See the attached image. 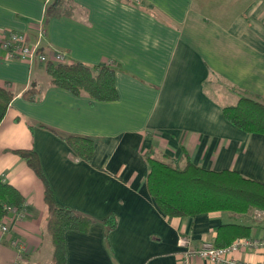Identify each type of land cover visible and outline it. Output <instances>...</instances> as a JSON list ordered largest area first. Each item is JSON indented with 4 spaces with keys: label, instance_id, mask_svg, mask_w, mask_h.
I'll use <instances>...</instances> for the list:
<instances>
[{
    "label": "crops",
    "instance_id": "1",
    "mask_svg": "<svg viewBox=\"0 0 264 264\" xmlns=\"http://www.w3.org/2000/svg\"><path fill=\"white\" fill-rule=\"evenodd\" d=\"M11 31L39 39L47 61L61 53L63 62L110 66L116 97L75 94L51 82L45 62L0 46V86L13 92L0 122V176L25 199L20 213L1 219L9 228L0 230V264H53L44 184L14 152L23 148L38 155L56 200L90 220L84 231L65 232L64 264H181L224 223L250 226L241 238L264 236L258 209L164 214L147 190L145 160L189 158L264 184V134L222 113L241 95L264 102V0H51L45 8L43 0H0V38ZM31 85L34 97L24 94ZM68 134L92 139L88 161L65 142ZM231 255L264 262V246Z\"/></svg>",
    "mask_w": 264,
    "mask_h": 264
},
{
    "label": "trees",
    "instance_id": "2",
    "mask_svg": "<svg viewBox=\"0 0 264 264\" xmlns=\"http://www.w3.org/2000/svg\"><path fill=\"white\" fill-rule=\"evenodd\" d=\"M45 68L55 85L67 88L78 94L88 93L97 100H111L116 97L114 70L108 65L90 67L81 61H46ZM24 94L34 97V86H29ZM13 92L0 86V122L6 114ZM223 116L232 124L247 131L264 134V102L248 95H241L235 105L225 106ZM65 142L82 159L89 160L93 141L91 138L68 134ZM26 163L37 173L44 184L46 204V229L50 234L54 253L53 264H64L67 230L84 231L89 218L59 203L40 166L39 158L33 149H15ZM149 170L146 187L158 208L169 216H194L211 211H229L239 214L258 209L264 213V184L243 176L234 170H210L193 163L189 158L183 165L177 161H165L149 155L145 158ZM24 197L11 183L0 176V219L7 216L9 208L20 212ZM112 217L104 219L110 228ZM250 226L238 223H224L217 228L214 239L216 246H226L237 238L250 235Z\"/></svg>",
    "mask_w": 264,
    "mask_h": 264
},
{
    "label": "built area",
    "instance_id": "3",
    "mask_svg": "<svg viewBox=\"0 0 264 264\" xmlns=\"http://www.w3.org/2000/svg\"><path fill=\"white\" fill-rule=\"evenodd\" d=\"M50 1L51 0H43L44 8ZM42 31L43 29L41 26H39L38 34L41 35ZM0 46L7 51L8 56L27 62H32L36 59L40 62H46L49 59V56H47V54L42 51L39 44V39L35 40L34 42H30L26 34L22 32L11 31L3 34V36L0 38ZM52 57L55 61L62 62L64 60V57L61 53H54ZM9 211L16 212L15 209L12 208H9ZM8 228V225L5 222H2L0 219V230L5 232L8 230ZM179 241L182 244H185L186 242V240L183 238H179ZM11 243L19 251L23 250L22 244H20V242H18L16 239H13ZM247 246H264V236L257 239L237 238L226 246H216L212 241H204L196 248H188L184 253V258L182 259L181 264H190V260L194 256H198L209 262L215 263L225 262L227 264H264V262L253 263L232 257L231 254L233 251L245 248ZM12 264H19L18 260H15Z\"/></svg>",
    "mask_w": 264,
    "mask_h": 264
},
{
    "label": "rangeland",
    "instance_id": "4",
    "mask_svg": "<svg viewBox=\"0 0 264 264\" xmlns=\"http://www.w3.org/2000/svg\"><path fill=\"white\" fill-rule=\"evenodd\" d=\"M258 218V217H257Z\"/></svg>",
    "mask_w": 264,
    "mask_h": 264
}]
</instances>
